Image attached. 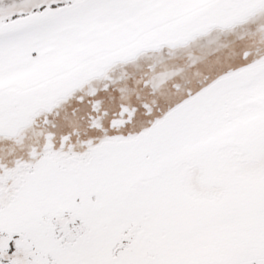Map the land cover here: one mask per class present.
Masks as SVG:
<instances>
[{
  "label": "snow or ice",
  "instance_id": "snow-or-ice-1",
  "mask_svg": "<svg viewBox=\"0 0 264 264\" xmlns=\"http://www.w3.org/2000/svg\"><path fill=\"white\" fill-rule=\"evenodd\" d=\"M0 264H264V0H0Z\"/></svg>",
  "mask_w": 264,
  "mask_h": 264
}]
</instances>
